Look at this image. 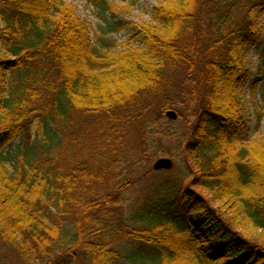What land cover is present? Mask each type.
<instances>
[{
    "label": "trees",
    "instance_id": "1",
    "mask_svg": "<svg viewBox=\"0 0 264 264\" xmlns=\"http://www.w3.org/2000/svg\"><path fill=\"white\" fill-rule=\"evenodd\" d=\"M263 14L174 0L112 52L64 0H0V264H264V139L240 100ZM173 139L186 175L136 204V169Z\"/></svg>",
    "mask_w": 264,
    "mask_h": 264
},
{
    "label": "rangeland",
    "instance_id": "2",
    "mask_svg": "<svg viewBox=\"0 0 264 264\" xmlns=\"http://www.w3.org/2000/svg\"><path fill=\"white\" fill-rule=\"evenodd\" d=\"M173 1L174 0H107L108 5L106 10L103 11L89 0H64L66 5L72 7L78 18L88 25L91 40L94 41L99 36H103L106 40L109 39L112 42L110 46L112 52L138 48L141 45V40L137 37L139 28L141 26L155 25L152 23L153 9ZM104 19L108 22L117 25L123 24L125 26L122 30L111 33L108 32V29L106 31L107 21H104ZM260 22L264 27V14L261 16ZM263 51L264 32L262 40L249 50L245 58V70L243 73L244 84L240 93L242 106L241 115L245 122L246 136L254 141L264 139V81H256V79L260 77L261 55ZM5 58L8 57L5 55ZM169 80L172 86L176 87L180 85L181 77L178 75L170 77ZM258 115L261 116V121L259 129L256 130ZM154 116L156 115L154 114ZM158 123L159 121L156 123V126ZM164 127L165 126H163V128ZM177 136L179 137L180 135ZM178 141L179 139H173L171 142L156 140L154 143L155 145L152 146V150L149 149L148 155L152 154L150 156L152 160L151 158L147 160H151L150 164L153 165L160 158H167L172 161V167L167 170V172L159 171L145 178H142V173L144 172L142 168H144L146 161L143 162L144 165H141L142 170L136 169L134 179L135 186L129 194L131 199L136 198V204L140 200L144 202L147 198L150 199L152 197L150 194L151 186H158L161 188V186L164 187L168 183L172 185V183H175L186 175V167L182 162V151ZM141 145L139 139L136 138V152ZM144 145H149V142L144 143ZM160 150H163V153ZM157 154L161 156L158 157ZM149 161H147V163H149ZM186 181L188 183L187 179ZM4 254H6V252L0 251V258L1 255ZM8 264H11L10 259L8 260Z\"/></svg>",
    "mask_w": 264,
    "mask_h": 264
},
{
    "label": "water",
    "instance_id": "3",
    "mask_svg": "<svg viewBox=\"0 0 264 264\" xmlns=\"http://www.w3.org/2000/svg\"><path fill=\"white\" fill-rule=\"evenodd\" d=\"M166 117L175 120L176 114L173 111L165 112ZM172 167V161L167 158H160L153 164V169L158 170H169Z\"/></svg>",
    "mask_w": 264,
    "mask_h": 264
}]
</instances>
